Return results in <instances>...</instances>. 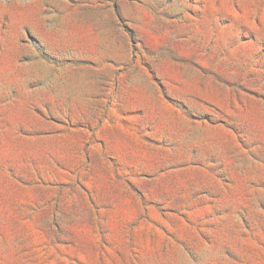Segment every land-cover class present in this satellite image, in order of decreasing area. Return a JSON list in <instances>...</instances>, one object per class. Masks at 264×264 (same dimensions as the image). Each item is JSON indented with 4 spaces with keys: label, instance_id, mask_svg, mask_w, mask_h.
<instances>
[{
    "label": "rangeland",
    "instance_id": "obj_1",
    "mask_svg": "<svg viewBox=\"0 0 264 264\" xmlns=\"http://www.w3.org/2000/svg\"><path fill=\"white\" fill-rule=\"evenodd\" d=\"M0 264H264V0H0Z\"/></svg>",
    "mask_w": 264,
    "mask_h": 264
}]
</instances>
